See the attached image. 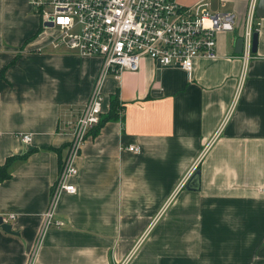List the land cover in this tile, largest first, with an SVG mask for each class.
<instances>
[{
  "label": "crops",
  "instance_id": "1",
  "mask_svg": "<svg viewBox=\"0 0 264 264\" xmlns=\"http://www.w3.org/2000/svg\"><path fill=\"white\" fill-rule=\"evenodd\" d=\"M192 13L234 16L218 57L189 74L147 57L102 81L92 128L56 217L42 232L76 122L103 68L99 56L55 48L30 0H0V264H264V17L245 64L250 0H178ZM116 94L122 114L109 117ZM24 134L32 135L25 143ZM141 148L132 152L129 146ZM196 170L200 188L188 189Z\"/></svg>",
  "mask_w": 264,
  "mask_h": 264
},
{
  "label": "built area",
  "instance_id": "2",
  "mask_svg": "<svg viewBox=\"0 0 264 264\" xmlns=\"http://www.w3.org/2000/svg\"><path fill=\"white\" fill-rule=\"evenodd\" d=\"M259 0H250L243 34L242 58L246 64L253 56V34ZM46 22H52L59 34L52 40L55 48H68L82 56L103 59L101 77L89 102L75 125L60 174L51 193L50 206L44 215L42 232L65 222L56 217V205L63 193H75L72 178L78 173L76 159L81 153L89 131L100 124L104 95L102 81L113 74L121 78L124 71H138L144 58L161 66H179L191 74L197 58H217L221 32L236 27L232 14L203 9L192 13L178 0H30ZM121 109L119 113L122 114ZM25 143L32 135L24 134ZM128 149L139 153L141 148ZM4 222L7 218L3 217Z\"/></svg>",
  "mask_w": 264,
  "mask_h": 264
},
{
  "label": "water",
  "instance_id": "3",
  "mask_svg": "<svg viewBox=\"0 0 264 264\" xmlns=\"http://www.w3.org/2000/svg\"><path fill=\"white\" fill-rule=\"evenodd\" d=\"M256 15L258 17H264V0H259L257 9H256ZM45 26L49 28H53L54 24L50 22H46ZM243 37L239 38L237 42V47H239V50L237 52H242L243 49ZM258 49V32L255 31L253 34V53H256ZM200 182H201V172L200 170H196L193 175L191 176L189 182L187 183V188L192 190H198L200 188ZM0 224L4 228L5 231L14 233V230H12V225L8 222H4L3 217L0 216Z\"/></svg>",
  "mask_w": 264,
  "mask_h": 264
},
{
  "label": "trees",
  "instance_id": "4",
  "mask_svg": "<svg viewBox=\"0 0 264 264\" xmlns=\"http://www.w3.org/2000/svg\"><path fill=\"white\" fill-rule=\"evenodd\" d=\"M122 109V106L120 105V102H119V95L116 94L114 97H112V100H111V111H110V114H109V117L108 118H111V117H114L116 118L119 114V111ZM103 122V119L101 118V122L100 124ZM23 158V156H14V157H11L10 159H8L7 163L4 165V166H1L0 167V179H6L8 177H10V173L8 172V167L9 165L11 164V162L15 159H21Z\"/></svg>",
  "mask_w": 264,
  "mask_h": 264
},
{
  "label": "rangeland",
  "instance_id": "5",
  "mask_svg": "<svg viewBox=\"0 0 264 264\" xmlns=\"http://www.w3.org/2000/svg\"><path fill=\"white\" fill-rule=\"evenodd\" d=\"M44 29H46V30H49V31H51V32H53V31H55V30H57V28H46V27H43Z\"/></svg>",
  "mask_w": 264,
  "mask_h": 264
}]
</instances>
